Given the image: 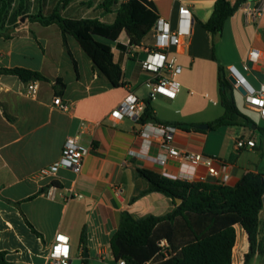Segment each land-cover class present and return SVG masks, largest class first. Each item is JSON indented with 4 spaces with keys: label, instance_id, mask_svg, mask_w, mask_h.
<instances>
[{
    "label": "crops",
    "instance_id": "crops-1",
    "mask_svg": "<svg viewBox=\"0 0 264 264\" xmlns=\"http://www.w3.org/2000/svg\"><path fill=\"white\" fill-rule=\"evenodd\" d=\"M125 1L118 0L106 10L102 6L104 0L63 3L60 0H6L8 7L9 4L15 7L16 19L0 30V68L38 71L47 79L35 81L37 94L30 98L27 84L15 76L0 75V252H5L9 264H45V253L56 233L68 237L72 254L74 245L78 244L82 257L83 229L87 259L114 264L109 243L122 211L141 218L161 216L174 208L171 198L159 193L139 196L148 188V183L137 170L148 169L180 180L184 176H203L206 170L202 165L192 166L168 156L167 148L156 142L145 149L139 135L141 126L135 120L124 117L112 124L107 120L108 114L131 92L143 103L150 100L160 122L208 124L221 116L223 109L219 115L202 116L199 121H178L183 119L174 113L180 112L181 107L174 101L181 84H197V69L206 67L208 62H216L228 70L237 63L242 64L251 49L264 56V13L254 24L245 22L240 10L229 17L214 49L213 60L211 36L201 24L209 19L216 0H155L152 4L159 18L166 20L172 30L178 28L179 7L189 9L191 26L181 44L171 47L169 52V57L181 69L172 76L180 84L176 97L169 99L155 94L150 98L152 75L142 70L141 62L147 56L146 50L154 48L152 31L138 46H129L124 31L115 41L103 38L100 41V37H95L110 47L113 62L121 70L123 87L113 88L74 38L67 36L64 43L57 25L43 26L25 17L57 11L63 18L97 19L111 24L119 5ZM225 37L228 43L221 46ZM253 71L264 78V57ZM253 77L257 86L244 78L254 88L264 84L261 78ZM57 79L64 84L60 95L56 94ZM55 96L70 105L69 112L62 113L53 105ZM260 120L264 124V119ZM81 121L89 123L83 134L87 154L81 171L74 173L59 168L54 174L41 175L42 170L58 161L65 139L77 134ZM255 132L242 127L204 132L176 128L171 144L179 150L212 158L215 166L223 165L229 176L226 185L233 186L248 172L264 174L260 164L264 159V141L257 140ZM239 138L252 140L254 147L237 150L235 142ZM129 152L141 156H130ZM161 155L166 156L164 165L153 161ZM206 182L213 183L210 179ZM71 194H80L81 198ZM31 196L34 197L27 200ZM258 221L257 240L264 248V206ZM235 235L231 262L241 264L249 245L241 227H235ZM258 263L264 264V255L256 252L250 264Z\"/></svg>",
    "mask_w": 264,
    "mask_h": 264
},
{
    "label": "trees",
    "instance_id": "trees-1",
    "mask_svg": "<svg viewBox=\"0 0 264 264\" xmlns=\"http://www.w3.org/2000/svg\"><path fill=\"white\" fill-rule=\"evenodd\" d=\"M60 1L63 3L69 0ZM117 1L104 0L102 6L108 10ZM246 1L216 0L209 19L201 24L211 36L213 60L215 44L222 36L225 21ZM7 8L8 4L4 0L0 4V19ZM25 17L43 26L57 25L64 43L67 36L74 38L97 72L106 77L113 88L123 87L121 70L113 62L110 47L97 41L95 37L115 41L124 31L129 46H138L159 18L154 5L143 0L122 2L111 24L97 19L63 18L57 11L48 15L38 13ZM0 75L15 76L24 84L47 80L38 71L20 67L0 68ZM217 80L223 113L208 123L209 130L221 127H242L250 130L255 123L238 110L232 95V86L221 66L217 68ZM55 86L56 94L60 95L64 84L57 79ZM149 122L171 125L185 131L204 132L195 124L160 122L154 114L150 100H146L136 123L143 125ZM255 131L264 135V129L258 126ZM137 173L148 183V188L140 192L139 196L151 192L159 193L171 198L174 208L161 216L149 215L141 218L122 211L118 228L109 243L115 262L122 259L128 264H232L231 252L235 243L236 226L244 230L249 245L241 264H250L256 252L264 255V248L257 240L258 215L263 209L264 201V174L248 172L235 185L229 186L215 182L172 179L148 169H139ZM175 200H180V203L176 204ZM27 225L38 235L28 223ZM161 240L167 242L171 251L168 257L160 253L158 244ZM80 244L84 250V229L80 234ZM0 264H9L5 252H0ZM81 264H88L83 253Z\"/></svg>",
    "mask_w": 264,
    "mask_h": 264
},
{
    "label": "built area",
    "instance_id": "built-area-1",
    "mask_svg": "<svg viewBox=\"0 0 264 264\" xmlns=\"http://www.w3.org/2000/svg\"><path fill=\"white\" fill-rule=\"evenodd\" d=\"M147 3H152L155 0H143ZM245 22L254 24L264 13V0H247L239 9ZM191 26V14L186 7H179L178 9V28L172 30L170 24L158 18L152 28V35L154 38V48L146 50L147 56L141 62V68L149 72L152 78L149 82L151 88L150 98L155 94H160L169 99L176 97L177 91L180 87L179 82L172 79V76L180 73V67L176 65L175 60L169 57L171 47H176L181 44L183 36L188 35ZM263 54L256 50L251 49L247 54L246 60L242 63L243 70L252 71L263 60ZM251 63L249 67L248 63ZM229 74L236 81L232 85L235 89L241 86L245 94L244 98L245 107L255 112L260 119H264V84H260L258 88H254L242 76V74L235 67L228 69ZM37 94V85L35 81L27 84V95L30 98H35ZM53 105L62 113L70 111V105L63 101L60 96L53 98ZM144 108V103L139 100L133 93L129 92L117 108L112 110L107 116V120L114 124L118 120L127 117L137 120ZM97 126L99 124H93ZM141 129L139 135L143 140V146L147 149L153 142L167 148V155L178 158L186 164L192 166L202 165L206 173L203 176H184L183 180L188 182L198 181L206 182L208 179L215 183L226 184L229 180L228 174L224 171V166H215L212 158L206 157L199 153H191L179 150L172 146L174 133L176 128L171 125H164L160 123H145L140 125ZM89 123L81 121L76 135L69 136L65 139L60 158L57 162L41 171V175L54 174L57 169L65 168L74 173H79L82 169L84 157L87 154V147L83 141V134L85 133ZM254 142L249 139L239 138L235 142V148L241 150L244 148L254 147ZM143 156L145 155L142 152ZM130 156H141L135 152H129ZM154 162L164 165L166 156L161 155L153 159ZM81 198L80 194H71V197ZM160 253L168 257L171 254L168 244L165 240L159 242ZM73 255L71 246L67 236L61 233H56L52 242L50 243L45 253V264H72ZM116 264H128L124 260H118Z\"/></svg>",
    "mask_w": 264,
    "mask_h": 264
},
{
    "label": "rangeland",
    "instance_id": "rangeland-1",
    "mask_svg": "<svg viewBox=\"0 0 264 264\" xmlns=\"http://www.w3.org/2000/svg\"><path fill=\"white\" fill-rule=\"evenodd\" d=\"M159 6V4H157ZM15 7L9 4L7 11L4 16L1 17L0 30L4 28L5 25L13 24L16 19ZM31 25L28 23L26 27H30ZM12 30V29H11ZM221 39V38H220ZM219 39V40H220ZM98 40H103L102 38H98ZM228 43V38H223L221 46H226ZM218 42L215 44V48ZM206 67H201L197 69V84H181L177 97L175 99V103L181 107L180 112H175L174 115L178 119V121H199L202 116H217L218 113L222 112V107L220 105V96H219V86L217 80V68L218 64L216 62H208ZM237 70L254 86L258 85V82L254 79V75L260 78L262 77L261 73L245 71L243 70L242 64H235ZM224 73L225 77L228 80L230 76L229 71L225 68ZM264 81V78H261ZM231 85V84H230ZM232 86V85H231ZM232 95L235 101V104L238 110L250 118L255 125L259 128L263 129V122L260 120L258 115L247 109L245 107L244 98L242 94L237 91L232 86ZM257 136V140L264 141V135L260 134L258 131L255 132ZM261 166L264 167V159L261 160ZM78 244L74 245L73 249V261L72 264H81V259L78 253ZM260 263V262H259ZM258 263V264H259ZM88 264H109L96 259H88ZM116 264V263H114Z\"/></svg>",
    "mask_w": 264,
    "mask_h": 264
},
{
    "label": "water",
    "instance_id": "water-1",
    "mask_svg": "<svg viewBox=\"0 0 264 264\" xmlns=\"http://www.w3.org/2000/svg\"><path fill=\"white\" fill-rule=\"evenodd\" d=\"M22 21H23V19H22ZM248 65H249V67H251V63L250 62L248 63ZM228 82L231 85H234L236 83L235 79L233 77H231V76L228 77ZM236 90L239 91L242 95L245 94V91H244V89L241 86H238L236 88ZM197 128L199 130L206 131V130L209 129V126H208V124H198L197 125ZM251 129L252 130H255L256 129V126L255 125H252L251 126ZM175 202H176V204H179L180 203V200H175ZM263 206H264V201H263ZM83 254H84V258H87L88 254H87V250L86 249H84Z\"/></svg>",
    "mask_w": 264,
    "mask_h": 264
}]
</instances>
